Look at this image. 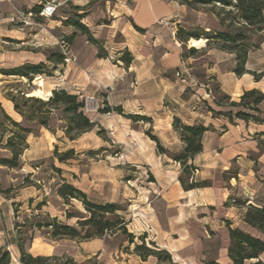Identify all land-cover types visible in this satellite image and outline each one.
I'll list each match as a JSON object with an SVG mask.
<instances>
[{"label":"rangeland","instance_id":"obj_1","mask_svg":"<svg viewBox=\"0 0 264 264\" xmlns=\"http://www.w3.org/2000/svg\"><path fill=\"white\" fill-rule=\"evenodd\" d=\"M37 3V0H7L0 7L1 108L21 122L11 98L20 97V92L24 91L47 101V93L55 90H66L77 95L80 101L94 97L101 108L88 116L94 122V129L81 134L75 141L64 136L65 119L61 110H55L49 122L51 131L36 127L28 137V149L20 159L19 168L11 169L0 163V250L12 254V264H20L19 239L27 240L26 251L34 257H52L49 264H168L164 252L159 258L148 257L147 249L168 251L174 264L213 262L221 255L223 237L219 235L213 244H203L197 255L194 249L195 240L200 237L197 232L191 234L184 228L178 229L176 234L171 232L168 195L175 179L182 176L190 182L197 174L195 168L184 172L183 166L174 160L185 149L175 120L184 116L185 108L191 110L193 107L182 106L181 100L192 95L201 96V66L202 61H208L203 57L209 48L194 45L196 39H190L186 46L182 41L202 30L224 31L220 21L224 19L228 26L231 17L198 0H190L185 5L178 2L184 8L176 22L173 21L175 35H171L174 46L170 54L175 61L171 60L164 73L169 89L162 104L159 101L162 91L154 89V104L152 110L147 111L145 104L136 101L151 97V89L143 86L136 93L132 73L109 70L116 71L112 66L121 61L119 53L115 49L112 51L105 40L95 39L91 33L83 35L66 22L71 19L85 26L72 5L59 10L52 19H44L36 12ZM117 40H121V35ZM216 44L213 42L210 47ZM173 47L177 48V53ZM188 52H191V61L186 59ZM125 53L121 58L127 57ZM108 55L111 61L101 59ZM121 63L123 68L128 66ZM27 64L41 65L42 72L33 79L18 76L17 69ZM179 72L189 77L188 83L181 84ZM207 91L210 99L206 103L216 113L221 112L223 107L217 102L226 105L229 100L215 83ZM24 109L39 113L49 111L48 107L39 109L31 102ZM4 125L0 112V132L7 135L9 132ZM5 141L6 137L0 141V161L11 158L10 152L4 149ZM65 183L82 192L93 204L116 205V215L121 220L118 230L103 239H49L46 228H39V224L57 218L74 226L77 217L86 216L80 200H65L60 196L59 189ZM66 214L73 218L68 221ZM106 218L114 219L113 216ZM124 228L133 244L128 241ZM249 234L260 237L253 231ZM172 243L184 247L180 258L173 256Z\"/></svg>","mask_w":264,"mask_h":264},{"label":"crops","instance_id":"obj_2","mask_svg":"<svg viewBox=\"0 0 264 264\" xmlns=\"http://www.w3.org/2000/svg\"><path fill=\"white\" fill-rule=\"evenodd\" d=\"M0 2V7H3L2 2L7 0ZM72 6L74 12L82 16L81 20L93 38L105 40L112 51L115 49L119 53L120 59L123 52L130 54V65L123 68L121 61H118L116 66H112L116 71L114 68L109 70L132 73L136 81V93L143 86L151 89V97L146 100L138 98L136 102L145 104L147 111L152 110L156 89L163 93L159 100L162 104L169 89L164 73L169 69L171 60L175 61L170 54L173 45L171 35H175L172 32L175 25L173 21L176 22L184 6L176 0H81ZM135 27L144 32H139ZM119 35L121 40L116 41ZM175 44L180 47L178 42ZM173 48L176 52L177 48ZM203 58L208 61H202L201 66V96L192 95L181 100L182 106L193 107L191 110L185 108L184 116L177 119L186 126L208 129L202 138V152L188 164L197 173L193 180L197 183L208 182L209 185L186 191L179 179H175L168 195L171 232L176 234L178 229L183 228L191 234L197 232L200 237L195 240L196 254L202 250L203 244H213L221 235L222 252L213 262L232 264L228 257L229 228L257 233L245 224L244 216L250 206L264 207V101L258 106L259 113L239 106L231 107L230 104H239L247 91L255 89L264 93V77L256 81L250 74L237 76L234 73L235 56L217 49H209ZM101 59L109 62L112 57L108 55ZM186 59L191 61L189 55H186ZM179 65L183 67L181 62ZM246 70L258 74L264 72V43L249 53ZM213 83L229 97V103L221 111L232 113V120L209 110L211 105L206 103L210 99L207 89ZM204 93L206 97H203ZM194 97L197 100L195 102ZM235 109L237 111H233ZM240 111L255 115L258 121L237 118L236 114ZM159 247L162 248L161 245ZM170 248L175 258H180L184 252V247H180L179 243L170 244Z\"/></svg>","mask_w":264,"mask_h":264},{"label":"trees","instance_id":"obj_3","mask_svg":"<svg viewBox=\"0 0 264 264\" xmlns=\"http://www.w3.org/2000/svg\"><path fill=\"white\" fill-rule=\"evenodd\" d=\"M176 1L182 2V4L185 5V2L188 3L190 0ZM198 2L202 5L215 6L226 16L231 17V19H229L231 23L225 26V20L222 19V21H220L221 25L225 27L226 30L220 32H207L206 30H202L197 34L190 35L182 42L186 44L190 39H206L207 42L203 45L202 49H217L235 56L236 68L234 73L237 76L250 74L256 81L263 78L264 72L258 74L256 72L247 71L246 64L249 53L258 49L264 43V0H198ZM39 11L40 8H37L36 12L38 13ZM79 17L80 19L82 18V16ZM66 22H69L71 26L77 28L83 35L88 34L86 27L79 22L71 21V19H68ZM135 28L139 32H144V30L138 27ZM179 33L180 30H178V36ZM213 42L217 44L210 47V44ZM191 52H195V50L193 49L192 51L191 49ZM191 52H188L190 57ZM125 55H127V57H122L121 61L130 65V54L126 52ZM16 72H18V76L21 75L25 78L33 79L35 75L42 72V67L41 65L34 66L27 64L18 68ZM20 93V97L11 98L10 101L13 104L15 113L22 119L21 122H17L10 117L1 108L0 104L1 118L5 124L4 126H6L9 132L7 135L4 132H0V141L2 142L4 137H6L4 149L11 154V158L2 159L0 161L2 166L11 169L20 167V159L28 149V137L34 133L33 130L36 127L51 131L49 122L55 110L62 111V116L67 125L64 136L72 141H75L81 134L92 131L95 127L94 122L84 114L83 103L79 100V97L69 94L66 90L53 91L52 96L49 97L47 101L34 97L28 92L21 91ZM224 98L229 100V97L226 95H224ZM263 101L264 93L254 89L244 92L239 104L231 103L230 106H239L253 113H259L258 106ZM30 102L36 104L39 109L48 107L49 111L39 113V111L31 110L27 112L24 108ZM217 103L221 107L225 106L221 101ZM208 108L213 114L221 115L232 120V113L222 111L216 113L214 109ZM236 117L245 121H258L255 115H250L242 111L238 112ZM175 128L180 131L179 135L182 142L185 144V149L182 155L180 157H175L174 160L183 166L184 172L188 168L193 170L194 167L189 165L188 162L202 152V138L208 129L203 126H186L178 119L175 120ZM153 140L158 142L156 138ZM193 179L194 177L191 178L190 182H187L181 176L179 177V182L186 191L209 185L208 182L197 183ZM59 194L65 200H80L84 205L86 216L77 217L74 226L59 221L57 218H49V221L44 223V225L39 224V228H46L47 231L45 234L49 236V239L53 241L62 239L75 241H87L93 238L103 239L105 236L111 235L118 230L117 224H121V220L116 215V205L93 204L87 201L86 196L82 192L68 183H65L61 189H59ZM106 216H113L114 219H107ZM72 218L73 216L71 214H66V219L68 221ZM244 222L250 228L256 230L257 233L260 234V237L253 236L238 228H229L228 257L232 264H264L261 260V256L264 254V207H248L244 216ZM123 231L129 237L128 241L133 244L134 242L131 236L126 233L125 228ZM26 242L27 240L24 239H19L17 242V248L20 254L18 261L20 264H49L52 257H34L26 251ZM138 248L140 247H137V249ZM147 251L148 257L155 258H159L160 253L164 252V254L168 256L167 263L174 264L172 256L168 251L153 249H147ZM0 264H12V254L9 251L5 249L0 250ZM210 264L219 263L212 262Z\"/></svg>","mask_w":264,"mask_h":264},{"label":"built area","instance_id":"obj_4","mask_svg":"<svg viewBox=\"0 0 264 264\" xmlns=\"http://www.w3.org/2000/svg\"><path fill=\"white\" fill-rule=\"evenodd\" d=\"M80 1L81 0H37L40 8L38 15L44 19H52L57 15L60 9L69 5H77ZM177 75L184 84L188 83L189 77L184 75V72H179ZM82 103L83 112L87 116L99 112L101 108L99 101L94 97H85L82 99Z\"/></svg>","mask_w":264,"mask_h":264},{"label":"bare ground","instance_id":"obj_5","mask_svg":"<svg viewBox=\"0 0 264 264\" xmlns=\"http://www.w3.org/2000/svg\"><path fill=\"white\" fill-rule=\"evenodd\" d=\"M207 42V40L206 39H198V40H195L194 41V45H196V46H202V45H204L205 43ZM37 96H39V97H41V95H37ZM52 96V92H48L47 93V97H51Z\"/></svg>","mask_w":264,"mask_h":264}]
</instances>
